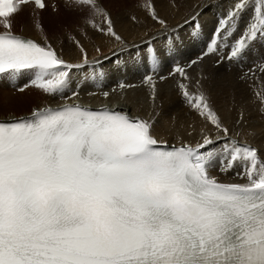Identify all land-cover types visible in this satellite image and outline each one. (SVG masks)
<instances>
[{
    "label": "snow or ice",
    "instance_id": "snow-or-ice-1",
    "mask_svg": "<svg viewBox=\"0 0 264 264\" xmlns=\"http://www.w3.org/2000/svg\"><path fill=\"white\" fill-rule=\"evenodd\" d=\"M68 2L101 17L104 26L88 23L123 43L99 0ZM30 4L46 7L45 0H0V83L65 102L0 120V264H264V157L230 136L203 85L192 84L179 64L170 73L180 78L186 105L219 136L202 133L195 144L159 138L155 120L127 109L75 102L77 91L67 95L70 74L90 63L88 53L74 41L81 62L72 63L46 38L16 34L14 19ZM141 7L167 28L152 0ZM258 39H264V0H233L204 55L223 48L228 60L239 61ZM145 55L156 73L160 53L152 48ZM22 76L28 82L17 87ZM144 83L155 100L154 76ZM254 95L264 108V88ZM237 167L245 183L211 174Z\"/></svg>",
    "mask_w": 264,
    "mask_h": 264
},
{
    "label": "bare ground",
    "instance_id": "bare-ground-1",
    "mask_svg": "<svg viewBox=\"0 0 264 264\" xmlns=\"http://www.w3.org/2000/svg\"><path fill=\"white\" fill-rule=\"evenodd\" d=\"M99 2L109 13L114 29L122 37L123 43L101 33L88 23L89 20H94L96 24L104 26L101 17L92 14L84 17L87 10L80 13L81 10L64 0L58 1L56 9L50 4L42 10L34 8L32 4L25 6L14 19L13 31L34 37L40 42H44L46 38L48 43L72 63L81 62L79 49L74 41L80 42L88 53L90 63L74 69L70 74L72 84L67 95L77 91L79 94L75 101L127 109L130 114L153 119L156 121L155 134L172 143L184 140L195 144L202 139V133H209L214 139H219L216 130L184 102L177 88L180 78L170 75L173 67L162 64L152 74L157 81L155 100L152 99L150 87L141 86L145 76L139 75L143 72L131 69L138 52L146 57L151 40L160 55L163 53L164 43H175L182 52L179 65L185 67L192 84L199 81L203 85L213 108L229 128L230 136L241 144L247 143L255 147L264 157V108L254 95V90L264 88V72L259 70L260 62H264V39L253 43L239 61L228 60V51L223 48L208 55H204V49L199 48V44L218 25V19L232 7L233 0H152L158 15L166 21L167 28L151 19L141 7L145 0ZM52 9L57 12L54 13ZM194 25L198 27L194 28ZM240 27L243 29V22ZM193 32L200 35L199 40L191 38L190 33ZM241 34L238 32L236 37L239 38ZM181 41L183 45L180 44ZM192 60L197 63L189 67ZM93 71L95 75H92ZM100 71L102 78L98 76ZM253 72L255 77L252 76ZM161 76L168 78L161 81ZM82 77L88 81H80ZM98 79H102V82L96 83L97 87H93L96 86L95 83L89 84L90 80L96 82ZM121 83L126 87L120 88ZM190 91L195 89L190 86ZM104 92L109 93L107 98L104 97ZM64 102L34 87L19 92L6 81L0 83V119L29 115L34 109ZM241 114L243 120L237 123ZM239 171V167L227 173L214 169L211 174L228 182L245 183V179L237 176Z\"/></svg>",
    "mask_w": 264,
    "mask_h": 264
},
{
    "label": "rangeland",
    "instance_id": "rangeland-1",
    "mask_svg": "<svg viewBox=\"0 0 264 264\" xmlns=\"http://www.w3.org/2000/svg\"><path fill=\"white\" fill-rule=\"evenodd\" d=\"M52 10H53V9H52ZM85 11H86V10H85ZM42 12H43V11H42ZM53 12L56 13L57 11L55 12V11L53 10ZM80 13H83V11H81ZM85 14H86V15H85ZM85 14H84V17H86V16H90V15H91V13L88 12V11H86ZM88 14H89V15H88ZM142 85H143V87L146 86L145 88L149 87L147 84L144 83V80L141 81V86H142ZM2 119H3V118H2Z\"/></svg>",
    "mask_w": 264,
    "mask_h": 264
}]
</instances>
